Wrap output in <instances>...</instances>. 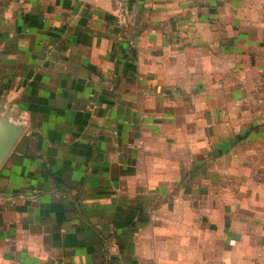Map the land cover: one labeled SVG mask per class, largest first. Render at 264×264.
<instances>
[{
	"label": "crops",
	"instance_id": "obj_1",
	"mask_svg": "<svg viewBox=\"0 0 264 264\" xmlns=\"http://www.w3.org/2000/svg\"><path fill=\"white\" fill-rule=\"evenodd\" d=\"M0 0V264H264V0Z\"/></svg>",
	"mask_w": 264,
	"mask_h": 264
},
{
	"label": "built area",
	"instance_id": "obj_2",
	"mask_svg": "<svg viewBox=\"0 0 264 264\" xmlns=\"http://www.w3.org/2000/svg\"><path fill=\"white\" fill-rule=\"evenodd\" d=\"M114 7L121 12V14H125L126 12V4L125 0H112Z\"/></svg>",
	"mask_w": 264,
	"mask_h": 264
}]
</instances>
